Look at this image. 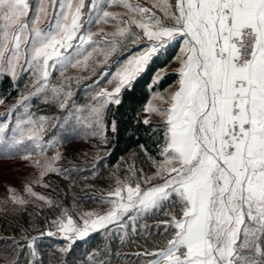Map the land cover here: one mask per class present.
Masks as SVG:
<instances>
[{
    "label": "snow or ice",
    "instance_id": "1",
    "mask_svg": "<svg viewBox=\"0 0 264 264\" xmlns=\"http://www.w3.org/2000/svg\"><path fill=\"white\" fill-rule=\"evenodd\" d=\"M0 77L12 89L0 103L20 93L0 121L3 155L33 168L0 199L16 218L0 264H46L45 239L59 240L56 264H264V0H0ZM41 97L59 117L33 111ZM62 124L96 140L84 171L107 182L98 209L54 194L51 175L72 179L46 154ZM122 133L137 151L105 177ZM94 234L102 243L77 254ZM134 237L140 251L116 250Z\"/></svg>",
    "mask_w": 264,
    "mask_h": 264
},
{
    "label": "trees",
    "instance_id": "2",
    "mask_svg": "<svg viewBox=\"0 0 264 264\" xmlns=\"http://www.w3.org/2000/svg\"><path fill=\"white\" fill-rule=\"evenodd\" d=\"M34 2V0H33ZM174 64L169 65V69L174 68ZM145 79H148V76L145 77ZM174 79L165 78L164 87L167 88L169 84H174ZM25 79L20 83V88L23 91ZM6 91H12L10 85L7 82H3V78L0 77V94H4ZM20 95L19 92H12V97L8 99L6 102L14 101L18 96ZM5 103V102H3ZM42 105V104H41ZM39 104V106H41ZM45 109H48L49 106L46 104L44 105ZM43 112L46 110H42ZM86 135V134H85ZM75 138L74 136L69 137V139ZM88 139V142L90 144L89 148L86 152H72V154L69 155V157H72L73 163H75V166L72 167L67 162L69 158H65V165L67 167H64L65 169H68L71 172L72 179L69 180L67 178H63L60 176H57L58 179L55 181L56 184L59 185L58 192L54 193L56 195H59L61 199H64L66 203L72 204V196L75 194V196L78 198L76 203L79 204L81 208H83L85 211L90 209H98L102 207L98 197L100 195L101 190H105L107 188V182L106 180H97L95 179L90 172L84 171V169L90 168L91 164L96 162L93 157V153L96 151V148L94 147L96 145V140L91 139L88 136L80 137L79 140L84 141L85 139ZM1 145V142H0ZM4 147V146H3ZM112 155L111 158L108 160H105L104 164L101 166V170L104 173V176L107 177L109 175L110 170L113 168V166L120 161L122 164L125 162L130 163L129 155L133 152L137 151L136 144L134 140L128 139V133H122L119 137H116L113 139V145H112ZM5 157L3 154H0V158ZM68 157V156H67ZM83 158V159H82ZM121 158L123 160L121 161ZM143 158L141 157V160ZM87 161L88 164H85ZM138 166H143L147 168V164H140V161H137ZM79 169V170H78ZM123 178L124 173H118ZM87 177V179H85ZM51 192L53 193V189L51 188ZM65 193H67V196L65 197ZM3 199V198H0ZM15 217H5L3 212H0V237L10 236L15 232L14 223H8V221H15ZM162 219L161 216L157 215L151 219H148L146 221L147 224L152 225L156 220ZM20 223H24V219H20ZM153 233H155L156 229H151ZM157 237L153 236L152 239H156ZM146 237H134L133 243H125L121 245L118 240L114 241V244L116 245V250H118L121 253H134L138 252L141 249L137 246L138 244H143ZM59 244V240L56 239L55 241L52 239H45L44 241V247L45 250L52 253V255L49 258V261H46V264H56V253L54 248H48L47 245L49 244ZM102 243V236L95 235L93 238L86 244L79 245L77 249V254H80L84 252L89 245H97ZM5 246L0 244V253H2V250ZM0 259H3L2 254H0ZM131 260L133 264H138L137 258L135 256L126 257L122 259H117L115 261V264H128V261Z\"/></svg>",
    "mask_w": 264,
    "mask_h": 264
},
{
    "label": "rangeland",
    "instance_id": "3",
    "mask_svg": "<svg viewBox=\"0 0 264 264\" xmlns=\"http://www.w3.org/2000/svg\"><path fill=\"white\" fill-rule=\"evenodd\" d=\"M76 71L77 70L70 69L69 73L75 74ZM85 74L87 75V73ZM24 79L25 82H27V77H24ZM73 92H77V88H73ZM87 95L88 93L84 90L83 82H81V84L79 85L78 95L76 97L78 102L84 103ZM13 102L14 101L0 103V121L5 120L4 113L6 110L9 109L10 105H12ZM30 103L33 111L39 115L51 116L55 114L58 117L60 116L59 112H55V113L52 112L51 109L55 106H50L49 104L45 103L42 97L40 99L34 98L31 100ZM39 104L42 105L39 106ZM45 104L49 106L48 109H45L47 108L44 106ZM42 110H46V111L43 112ZM21 111H23V109H21ZM47 136L50 139L60 141L59 147L48 150L46 154L52 156L55 154L56 151H59L62 154L63 159L57 161L56 163L58 166H61L63 168L67 167V165H65L64 163L65 158H69L67 162L69 165H71L72 167L75 166L72 157H69V155L72 154L73 151L76 153L81 151L86 152L90 146L87 138L84 141L79 140L80 137L88 136V135H85V133L76 124H72L70 126H64L62 124L61 126L55 128H49L47 132ZM71 136H74L75 138L69 139V137ZM0 142H1L0 154H3V148H4L3 139H0ZM83 162H85V164H88L87 161H83ZM32 172H33V168L29 167L23 160L19 158H11V157L0 158V198H4L5 195L8 194L6 192L8 181H11L13 185L19 187L22 183H24L25 177L30 175ZM57 176L58 175L53 174L49 177V179L57 181L58 179ZM36 190L41 193H52L51 188H45L42 185H38Z\"/></svg>",
    "mask_w": 264,
    "mask_h": 264
}]
</instances>
